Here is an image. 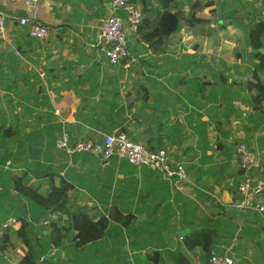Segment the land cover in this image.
Returning <instances> with one entry per match:
<instances>
[{"label":"crops","instance_id":"0c3cea01","mask_svg":"<svg viewBox=\"0 0 264 264\" xmlns=\"http://www.w3.org/2000/svg\"><path fill=\"white\" fill-rule=\"evenodd\" d=\"M114 3L44 0L25 5L0 0V19L5 16L7 25L6 39L0 40V126L12 129L0 135V150L19 155L17 161L8 157L2 166L24 171L28 184L41 190L48 188L51 175L56 181L59 174L64 176L71 183L70 204L83 205L93 219L112 207L132 213L127 227L117 223L123 233L118 247L110 242L89 245L81 258L72 247L66 252L53 247L52 253L49 249L42 254L52 259L49 264H207L210 253L231 255L236 264H264V214L232 204L240 195L236 187L242 177L236 141H246L264 166V112L247 110L240 99L247 92L232 81L248 85L260 77L255 71L257 78L251 76L248 68L249 73H236L230 66L236 59L242 63L241 49L235 55L234 50L243 39L247 42L254 22L264 19V0H173L170 10L182 12L180 29L159 44L147 43L139 31L130 30L129 54L119 63L109 61L100 42L102 20L124 15ZM144 3L159 8L158 0L135 2L141 9ZM21 17L44 24L48 36L30 37L29 26L19 24ZM29 81L31 90H23ZM223 85L233 95L225 101L218 94ZM236 92L241 95L236 97ZM23 96L31 100H23L24 109H13ZM236 115L244 118L238 135L235 127L223 128V121L228 124ZM63 128L71 140L123 130L149 149H167L175 162L184 164L186 178L179 186L125 158L87 152L69 157L54 145ZM2 174L0 189L8 184V192L0 195L2 212L7 211L0 222L14 216L16 207L10 175ZM243 222L237 233L235 225ZM34 224L30 239L48 233L40 221ZM199 230L210 234L205 248L189 245L190 235ZM8 233V245L0 253L18 264L28 249L24 243L13 244L20 242V237L14 241L15 231ZM120 233L104 238L119 241Z\"/></svg>","mask_w":264,"mask_h":264},{"label":"trees","instance_id":"16d2710c","mask_svg":"<svg viewBox=\"0 0 264 264\" xmlns=\"http://www.w3.org/2000/svg\"><path fill=\"white\" fill-rule=\"evenodd\" d=\"M131 1L133 3L136 2V0ZM172 1L173 0H158V10H154L153 6H147L146 3L143 4L142 9L145 16L138 29L141 40L151 44H159L180 29L182 24V12L180 10L175 12L170 10L169 4ZM196 6L197 4L195 2L192 4V9L197 8ZM197 21L200 22L202 20L197 18ZM246 35L248 47L246 49L249 50V54L252 58L251 64L247 68L250 70L251 76L253 75L257 78L258 75L260 80L252 81V84L250 83L248 85L244 80H234L232 84L239 90L242 88L240 86H243V90L247 92H244L245 94L243 96H246L245 101L251 105V108L253 107L257 109V111L260 110L264 112V19L254 22ZM238 52L239 51L236 53ZM254 71L257 75H255ZM225 87L226 86L223 85L221 91L218 92L220 99L224 101L228 100L227 96L229 95V93H225V90L223 91ZM239 95H241V93L236 92V97ZM214 97L216 98V95H214ZM231 97H233V95L228 96V98ZM233 112L234 110L230 113ZM11 130L10 127L4 128L0 126V135L4 136L10 133ZM18 147L20 148V146ZM12 152L11 150V154ZM8 157H13L15 161L19 159V155L1 154L0 150V176L4 178L2 172L5 173V175L8 173L10 175L9 178L7 177L10 180L9 187L14 191V194H12L10 198L12 199V206H16L11 211L12 214L20 220V224L16 228L8 226L3 229L0 251L8 245V241L10 240L8 232L10 230L17 233V236L23 240L28 249L19 259L18 264H35L38 258L42 257V253H45L53 247H57L64 252H66L67 247H72L75 249L77 257L79 256V258H81L82 250L89 245L93 247L101 242H110L114 247L121 245L120 240L123 237V233H120L122 229L120 225L127 227L131 221L132 213H124L120 209L112 207L106 209L97 219H93L89 215L87 208L83 205L70 204L68 192L71 188V183H69L64 176L59 174L58 181H56L51 175L48 188L41 190L38 184H28V175H26L24 171L22 173H14L8 168H4L2 164L5 163ZM2 186L3 188L5 187L6 190L7 184L4 183ZM63 215H66V218H63ZM36 220L46 226L49 231L44 236L41 235V239L38 237L30 239L28 232L36 226L34 224ZM45 220H48V222L43 223ZM118 222L120 225L117 224ZM73 231H75V234L71 235L69 232ZM118 232L120 233L119 241H106L104 238L108 234L112 237L116 233L118 234ZM209 235L207 231L201 230L192 233L190 235L189 245H202L205 248ZM45 258L46 256H43L40 260L43 261ZM0 264L13 263H10L0 253Z\"/></svg>","mask_w":264,"mask_h":264},{"label":"built area","instance_id":"2783aa9c","mask_svg":"<svg viewBox=\"0 0 264 264\" xmlns=\"http://www.w3.org/2000/svg\"><path fill=\"white\" fill-rule=\"evenodd\" d=\"M25 5H35L44 0H20ZM116 9H122L124 15L115 13L105 17L100 26V42L111 63H119L129 54L128 32H137L144 15L142 9L131 0H115ZM19 24L29 26L28 34L32 38L43 40L48 36V28L37 20L27 17L18 18ZM7 34L6 17L0 19V40ZM42 75V73H41ZM57 111V110H56ZM55 146L62 149L67 156L73 153L90 152L101 158H125L136 166H145L162 173L180 186L186 178V168L182 162H175L169 151L163 147L149 149L143 143L133 140L125 131L119 130L103 133L99 138H82L71 140L69 132L62 129L55 138ZM235 152L239 160L242 177L237 182V191L241 198L232 204L242 209H251L264 214V166L260 165L254 151L243 141L235 143ZM9 162V161H7ZM70 163V160H68ZM44 222H48L45 220ZM20 224L15 216H10L0 223V243L3 229ZM53 249V248H52ZM52 249L50 252L52 253ZM47 256V254H43ZM40 257V259L42 258ZM207 264H236L228 254L212 253Z\"/></svg>","mask_w":264,"mask_h":264},{"label":"rangeland","instance_id":"374dc122","mask_svg":"<svg viewBox=\"0 0 264 264\" xmlns=\"http://www.w3.org/2000/svg\"><path fill=\"white\" fill-rule=\"evenodd\" d=\"M241 41V40H240ZM245 42V43H244ZM247 48V42H246V39H245V41H244V39L241 41V46L239 47V48H235V50H234V55H235V51H236V49H241L242 50V52H241V55H242V59L241 60H239V61H241L242 63H240V62H238V60L236 59V64L234 65V64H230V66H233L232 67V70L234 71V72H236V73H241V72H245V73H249V72H247V67L248 66H250V64H251V60H252V58H251V56H250V52H249V50L248 49H246ZM224 66H226V65H224ZM23 90H27V91H30L31 90V87H32V81H29L27 84L26 83H24L23 84ZM21 99V104H17L16 106H15V108H13V109H16L17 111L18 110H22V109H24V103H23V100L24 99H30V96L29 97H25V96H23L22 98H20ZM240 99H242L244 102H245V104L247 105V110H249L250 112L252 111V108H251V105L250 104H248L246 101H245V99H246V96L245 97H243V98H240ZM31 100V99H30ZM20 106V108H18ZM13 109H12V112H14L13 111ZM7 114H8V111L6 112ZM232 121H229L228 122V124H226L225 123V121H223V128L225 127V125H228V127L231 129V128H234L235 127V130H236V132L234 131V134H236V135H238L239 133H240V131L243 129V127L242 128H239L240 126H243V124L242 123H240V120L241 121H243L244 120V118H240L238 115H236V116H234V117H232ZM230 131V130H229ZM238 137V136H237ZM18 156V155H17ZM14 163V162H13ZM129 164H131V163H129ZM131 165H134V164H131ZM134 166H136V165H134ZM2 188V187H1ZM1 190V189H0ZM6 190H7V192H8V184H7V188H6ZM6 190H5V187L4 188H2V190H1V192H0V195L1 194H4V193H6ZM4 192V193H3ZM241 198V196L239 195L238 196V200ZM7 199H8V197H7ZM229 202V201H228ZM2 203V202H1ZM1 203H0V206H1ZM5 207H6V201H5V203H4V209H5ZM3 209V210H4ZM250 211H252V210H250ZM253 212V211H252ZM7 214V211L6 210H4L3 212H2V206H1V208H0V220H2V216H5ZM246 224L243 222L242 224H240V225H235V229L237 230V233H241V229L242 228H244V226H245ZM237 227H239L238 229H237ZM18 237L19 236H17V238L14 240V241H17V239H18ZM18 241H20V242H17V243H13L14 245L16 244V245H22V243H24L23 242V240L21 239V238H19V240ZM25 244V243H24ZM23 244V245H24ZM126 249L128 248V245H126V247H125ZM15 256V254H14V252H12L11 253V258L12 257H14ZM17 257V256H16ZM48 260H50V261H52V259L51 258H45V259H43V261L42 260H40V258L38 259V261H37V264H49V262L50 261H48ZM127 260V262H128V258L126 259ZM103 263V262H102Z\"/></svg>","mask_w":264,"mask_h":264},{"label":"water","instance_id":"95a60500","mask_svg":"<svg viewBox=\"0 0 264 264\" xmlns=\"http://www.w3.org/2000/svg\"><path fill=\"white\" fill-rule=\"evenodd\" d=\"M228 199V192L225 190L223 191V200H227ZM64 218H66V215H63Z\"/></svg>","mask_w":264,"mask_h":264}]
</instances>
